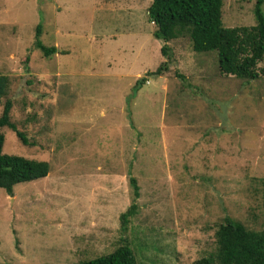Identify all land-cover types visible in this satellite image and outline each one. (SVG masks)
Returning a JSON list of instances; mask_svg holds the SVG:
<instances>
[{
    "label": "rangeland",
    "instance_id": "374dc122",
    "mask_svg": "<svg viewBox=\"0 0 264 264\" xmlns=\"http://www.w3.org/2000/svg\"><path fill=\"white\" fill-rule=\"evenodd\" d=\"M151 3L0 0V75L31 143L6 127L3 153L50 165L0 189V264H80L126 243L138 264H195L227 218L264 231V77L222 74L189 38L164 56ZM256 4L224 0V26H255ZM38 26L58 54L35 47Z\"/></svg>",
    "mask_w": 264,
    "mask_h": 264
},
{
    "label": "trees",
    "instance_id": "16d2710c",
    "mask_svg": "<svg viewBox=\"0 0 264 264\" xmlns=\"http://www.w3.org/2000/svg\"><path fill=\"white\" fill-rule=\"evenodd\" d=\"M264 0H257L255 17L257 24L252 27L227 28L223 24L224 0H152L148 9L150 22L154 24V36L162 40L164 56H169V43L180 38H189L193 50L199 54L216 53L222 74L234 76L247 82L264 77ZM35 47L50 58L58 54L56 47H47L41 41V27L38 26ZM169 70V62L163 63L153 73L162 76ZM147 79L137 83V90ZM11 79L0 75V130L10 128L25 146L31 143L27 136L11 120L13 107L9 98ZM6 102L4 103V100ZM6 136L0 132V189L13 195L14 187L46 178L50 165L45 161L28 159L3 153ZM131 185L138 193L137 180ZM136 205L121 215L126 227L135 215ZM218 248L209 258L195 264H264V231L248 230L241 222L227 218L217 232ZM80 264H138L132 248L126 243L113 253L83 261Z\"/></svg>",
    "mask_w": 264,
    "mask_h": 264
}]
</instances>
